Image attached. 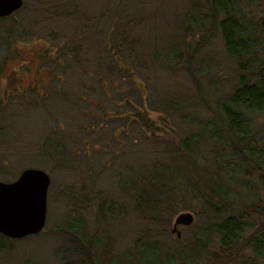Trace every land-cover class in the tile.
I'll list each match as a JSON object with an SVG mask.
<instances>
[{
	"label": "rangeland",
	"instance_id": "1",
	"mask_svg": "<svg viewBox=\"0 0 264 264\" xmlns=\"http://www.w3.org/2000/svg\"><path fill=\"white\" fill-rule=\"evenodd\" d=\"M114 3L115 0H22L18 9L0 17V180L14 179L25 167L40 168L49 176L43 228L17 239L0 235V264H144L140 252L149 257L156 252L159 261L169 264H243L244 259H248L245 264L251 259L264 264V252L252 257L247 246V237L260 234L256 232L264 223V186L257 180L262 175L260 180L264 181V154L263 170L247 167L246 175L225 181L226 198L235 203L232 207L241 202L259 205L253 226L227 250L217 247L215 233H204L199 239V253H188L187 261H181L186 246L207 231L209 217L203 198H216L204 185H199L195 194L190 193L192 196L186 195L181 207L170 213L167 208L161 210L165 220H148L152 202L172 204L175 196H166L169 200L161 198L164 193L159 188L154 198L144 200L145 206L135 193L139 190L138 181L153 171V162L163 157L166 145L174 153H181L180 141L196 131L195 124L207 120L214 100L224 97L233 86L235 64L222 52L215 31L191 60V75L197 79L198 89L178 64L170 71L162 65V57L155 62L148 54L136 53L146 60L139 69V78L148 87V94L144 88L141 94L142 98L146 95L145 102L134 107L120 106L118 92L122 95L130 87L125 77L116 74L110 80L112 86L107 88L117 105L104 98L100 101L96 85L93 84V91L89 87L90 75L97 78L92 67L93 53L97 52L98 63L106 49L111 54L112 43L108 45L105 28L111 27ZM188 3L189 0H143L138 17L144 21L129 28L124 41L136 38L144 42L142 46L148 44L145 51L162 56L180 35L178 26L184 22L187 12L183 11ZM247 8L246 14L255 22L260 36L258 56L264 69V0ZM96 25L105 30L98 34L95 31V38L91 39L89 33ZM198 36V32L188 31L182 40L192 46ZM77 44L84 49L77 51L80 63L88 59L91 64H85L86 69L74 65L77 62L72 54ZM102 66H106L105 62ZM83 77L89 82L85 88L77 83ZM65 88L72 91L68 98L65 94L66 99L60 93ZM79 90L87 94L84 100ZM164 92H170V96ZM167 97L174 100V106L163 105ZM131 101L135 103L136 98L131 96ZM135 111L143 117L135 116ZM249 117L250 132L246 137L264 150V113ZM204 131L198 130L203 132L201 139L206 137ZM209 155L198 145L192 159L196 168L210 174ZM132 171V178L137 174V182L129 180ZM173 183L175 179L171 177ZM141 186L143 190L145 185ZM140 209L147 210L142 213ZM180 211L191 213L192 222L178 225L176 237L169 229ZM74 225L82 242L76 239V243L68 230ZM154 240L158 248L145 246ZM197 246L193 244L191 250Z\"/></svg>",
	"mask_w": 264,
	"mask_h": 264
},
{
	"label": "trees",
	"instance_id": "2",
	"mask_svg": "<svg viewBox=\"0 0 264 264\" xmlns=\"http://www.w3.org/2000/svg\"><path fill=\"white\" fill-rule=\"evenodd\" d=\"M256 1L189 0L186 10L183 11V13L187 12L185 17L186 21L184 19V22H181L178 26V29H181L180 35L176 36L177 40L174 43L171 42L170 50L162 53V56H160L158 53L151 55V52L145 51L148 44L145 43L144 47L142 46L144 42H140L136 38H130L128 41H124L126 31L132 26H137L144 21L143 18L138 17L140 11L143 10V0H136V2L135 0H115L111 17V27L105 28L108 30L105 33L107 40L110 39L108 45L112 43L111 54L105 48L107 53L104 54V59L102 58L98 63L97 52L95 51L93 53L94 64L92 67L93 73H97V78H94L91 74V79L90 76L86 77L88 75L87 73H84L87 79L90 78L89 87L92 91L95 88L94 85L99 90H97L98 99L103 101L104 98L107 102L115 105H117L118 101L116 100L114 102L107 87L112 86L110 80L113 79L115 74L119 77H125L130 88H127L122 95V92L117 91V95H119L118 99L120 100L119 105L129 104L134 107V104L142 105L145 102L146 95L144 98L141 96L143 88L145 94H148L146 82L143 78H139V76L141 77L139 69L144 66L146 60L144 58L140 59L136 53L148 54L150 60H155V62L162 57V65L170 71H174L175 64H178V68H181L195 81L194 85L196 89H198L199 85L197 79L191 75V64L193 63L191 60L198 50H200L202 44L208 42L215 31L220 41L222 52L234 61L235 82L228 93L224 97H218L214 100L213 106L210 109L211 115L206 118L207 120L203 123L195 124L197 127L196 131L192 135L185 136L180 141L181 145L179 147L181 153H174V150L169 145H166L163 157L161 159L155 158L153 171H148L142 175V178L138 181L140 183L139 190L135 191L137 198L144 205L146 204L144 200L154 198L153 196L156 195L159 188L164 193L161 194V198L169 200L166 196H175L172 204H169V202L162 203L159 200L149 205L152 208V216L148 218V220L151 219L150 222H155L158 219L165 220L161 216V210L167 208L168 211L166 212L170 213L176 208L181 207L184 197L186 195L188 197L190 193L195 194V189L199 185L206 186V191L210 195L215 196L216 201H211L207 197L203 198L204 207L209 217L206 226L207 231L205 229V232L201 233L202 236L194 238L192 245L197 243L198 246L196 249L191 250L192 245L186 246L187 251L182 252L180 256L183 262L187 261L188 253H199L200 247L202 246V242L199 239H202L204 233L216 234L217 247L221 251L232 247L240 238L241 234L247 233L253 226L254 215L258 213L257 208H259V205L255 202L249 204H243L244 202H241L238 203L239 206L237 204V207H232L231 205L235 203L226 198L228 189L225 183L229 177L234 178L235 175H246L247 167H250L253 171L254 167L257 169L260 167L263 170L261 167V157L264 154L263 148L255 147L250 142L251 138L246 137L247 132H250L251 119L249 116L264 113V69L262 67V59H259L258 56L260 36L256 32L255 22L246 14V11L249 10L247 7L254 6ZM105 29L100 25H96L93 31L89 33V36L91 39L95 38V31L98 30V34L99 31H104ZM193 30L198 32L199 36L194 40L192 46H190L187 41L182 40V36L188 34V31ZM92 46L96 48V43ZM175 46L176 50L174 51ZM73 49L72 57H74V62H77L74 65L83 69L87 68V66H84L85 64L91 66L88 59L87 62L80 63V55L77 54V51L80 49L84 50L82 44H77ZM188 51L190 52L187 53ZM128 57L130 59L126 62V58ZM85 60L82 59V61ZM103 62L106 64L104 68L102 66ZM70 68L75 67L70 65ZM86 80L84 77L79 78L77 83L81 82V86L85 88L89 83ZM102 80H105L106 84H103ZM67 89H64V93L63 89L60 92L61 97L63 96L65 99V94H67V98L68 93L72 95V91H68ZM78 92H80V98L84 100V95L87 94H81L82 90ZM167 93L170 96V92H164V95ZM164 95H162V98H164ZM131 96L136 98L135 103L131 101ZM127 97L130 98L127 99ZM162 103L163 105H170V107L175 105L174 100L169 97L162 101ZM153 108L159 109L156 105ZM134 114L135 116L143 117V114L138 111H135ZM134 120L138 123L136 118ZM199 129L202 131L204 129L206 130L204 131L206 132L205 138L201 139L203 132H198ZM198 145H201L210 154V174L205 173L203 168L195 167L197 165L192 159V155ZM134 172L132 171L130 173L129 180L137 182L135 180L137 174L134 175L135 178H132V173ZM261 176L258 175L257 180L261 186H264L263 178L260 180ZM171 177L175 179V183L172 185ZM243 177L245 178V176ZM243 177L241 180H244ZM141 183L145 185L143 190ZM245 184L246 187H249L247 182ZM164 188L167 189L165 192L163 191ZM202 195L203 193L199 197H202ZM146 210L140 209V212L145 213ZM262 226L256 232L260 234L247 237V246L252 251V257L260 256L264 252V223ZM68 230L72 231L75 242L77 241L76 239L82 242V236L77 233L78 231L75 225L68 226ZM145 233H148V231H145ZM145 246L149 249L158 248L155 240L154 242H147ZM139 257L144 264H169V261L167 263L159 261L158 253L156 252L152 253L150 257L140 252ZM189 259L191 260H188V262H191L192 258L189 257ZM247 260L244 259L243 264ZM248 263L256 264L254 259L249 260Z\"/></svg>",
	"mask_w": 264,
	"mask_h": 264
},
{
	"label": "water",
	"instance_id": "3",
	"mask_svg": "<svg viewBox=\"0 0 264 264\" xmlns=\"http://www.w3.org/2000/svg\"><path fill=\"white\" fill-rule=\"evenodd\" d=\"M22 5V0H0V17ZM49 176L40 168L25 167L10 181L0 180V235L17 239L41 231L45 222ZM192 215L180 211L173 217L169 233L179 236L178 225H189Z\"/></svg>",
	"mask_w": 264,
	"mask_h": 264
}]
</instances>
